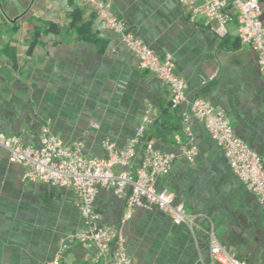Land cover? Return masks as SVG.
Masks as SVG:
<instances>
[{
  "label": "crops",
  "instance_id": "1",
  "mask_svg": "<svg viewBox=\"0 0 264 264\" xmlns=\"http://www.w3.org/2000/svg\"><path fill=\"white\" fill-rule=\"evenodd\" d=\"M103 1L145 46L172 56L187 100L203 98L223 111L264 165V81L236 23L219 38L214 22L192 16L199 0ZM260 7L264 24V0ZM145 117L144 143L174 157L155 186L173 193L191 226L174 225L155 208L135 209L121 223L124 199L107 189L96 194L98 224L119 230L134 264H213L211 235L235 259L264 264V207L188 105L171 109L167 87L80 0H0L1 135L38 147L47 128L63 144L81 142L84 156L103 159V144L124 150ZM142 154L137 147L130 172ZM22 174L0 146V264H91L90 250L67 243L83 227L75 194L24 182Z\"/></svg>",
  "mask_w": 264,
  "mask_h": 264
},
{
  "label": "built area",
  "instance_id": "2",
  "mask_svg": "<svg viewBox=\"0 0 264 264\" xmlns=\"http://www.w3.org/2000/svg\"><path fill=\"white\" fill-rule=\"evenodd\" d=\"M109 30L117 34L128 52L138 61L141 70L153 74L168 89L169 106L175 110L188 105L190 114L200 122L214 143L222 150L233 174L254 194L264 207V165L262 160L239 139L223 111L215 109L203 98L188 101L184 82L174 73L170 54L159 55L145 46L130 28L112 12L109 2L80 0ZM191 9L192 16H203L214 22L211 31L219 38L227 34V25L236 23L239 44L249 46L256 53L260 75L264 81V24L261 19L260 0H199ZM184 122L187 118L184 116ZM149 117L135 129L134 137L124 150L104 143L106 157H86L82 143H61L47 128L39 134L38 147L25 145L18 136L0 134V146L6 150L10 163L23 170L27 183H42L70 189L77 198L82 220L81 230L70 234L67 243H75L92 252L91 264H134L126 252L124 239L117 228L100 226L95 209L99 189L112 190L124 199L121 223L129 221L135 209L155 208L166 215L174 225L190 228L183 205L174 202V195L166 188L157 189L156 179L165 175L174 163L172 155L155 151L144 143ZM137 147L143 154L134 172L128 170ZM195 155L189 147L184 156L191 162ZM63 244L59 255L67 248ZM210 259L213 264H245L224 250L211 235ZM52 264H62L55 260Z\"/></svg>",
  "mask_w": 264,
  "mask_h": 264
}]
</instances>
